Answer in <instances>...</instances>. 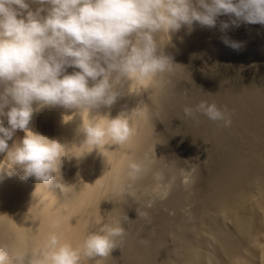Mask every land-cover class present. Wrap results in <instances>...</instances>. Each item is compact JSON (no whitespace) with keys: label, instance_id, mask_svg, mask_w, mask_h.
I'll return each instance as SVG.
<instances>
[{"label":"bare ground","instance_id":"obj_1","mask_svg":"<svg viewBox=\"0 0 264 264\" xmlns=\"http://www.w3.org/2000/svg\"><path fill=\"white\" fill-rule=\"evenodd\" d=\"M26 2L33 12L42 7ZM232 18L222 15L215 28L194 23L191 31L182 26L163 36L171 70L150 81L122 80L111 107L81 112L33 104L29 130L59 141L62 157L52 182L44 184L24 179L22 169L0 153V249L8 253L6 264H29L48 251L52 234L82 249L105 224L124 229L114 238L115 248L105 258L81 253L80 264H264V25L238 22L222 32L221 22L231 24ZM222 36L239 43V50L226 46ZM76 71L68 67L65 74ZM202 101L215 104L231 125L196 112ZM185 107L194 117L185 116ZM121 114L134 129L123 147L107 137L98 148L84 143L83 128L107 127ZM0 121L10 127L5 115ZM25 135L17 129L9 148ZM181 161L198 164L194 186L177 185L169 200L151 209L143 198H133L158 182L156 173L175 178ZM131 162L144 168L134 181Z\"/></svg>","mask_w":264,"mask_h":264},{"label":"clouds","instance_id":"obj_2","mask_svg":"<svg viewBox=\"0 0 264 264\" xmlns=\"http://www.w3.org/2000/svg\"><path fill=\"white\" fill-rule=\"evenodd\" d=\"M42 7L35 12L26 0H0V153H7L11 167H19L23 178L35 177L49 184L57 170L62 144L29 130V123L40 106L60 105L90 111L101 105L111 107L118 96L115 86L122 80L144 82L171 70L172 59L161 45L163 36L194 23L215 28L222 15L234 17L231 24L221 22L225 32L238 22L264 25V0H31ZM49 5L50 7H43ZM47 15H41L42 12ZM222 42L234 50L240 44L226 36ZM68 67L77 68L65 74ZM62 77V78H61ZM89 80L93 86L89 87ZM10 110L6 113V106ZM196 112L212 121L231 125V119L215 104L202 101ZM135 112V111H134ZM185 116L194 117L192 108L185 107ZM19 129L26 133L21 143L9 148L8 141ZM84 143L98 146L109 138L123 147L134 129L128 116L109 120L107 127L98 123L83 128ZM129 178L136 180L144 171L141 164L128 165ZM2 172V171H0ZM8 176L12 172L7 173ZM0 175V179H2ZM159 182L164 179L156 173ZM99 181V180H98ZM97 181V182H98ZM184 183L188 180L185 178ZM58 187H61L58 185ZM158 187H160L158 183ZM161 199L170 193L171 184L163 186ZM151 207V203L148 205ZM141 213L138 211V216ZM146 215V214H145ZM122 227L105 224L90 234L82 249L61 244L52 234L48 251L29 260V264H80L81 253L88 259L107 257L115 248V237L122 236ZM8 253L0 249V264H6ZM99 261H97L98 264Z\"/></svg>","mask_w":264,"mask_h":264},{"label":"rangeland","instance_id":"obj_3","mask_svg":"<svg viewBox=\"0 0 264 264\" xmlns=\"http://www.w3.org/2000/svg\"><path fill=\"white\" fill-rule=\"evenodd\" d=\"M170 161H171L170 159H165V161L163 163L164 166L165 167H167V166L170 167L172 165L171 164L172 161L171 162ZM175 171H176V173H175L176 176L174 175L175 178L173 177L172 180H170L171 178L163 179L162 181L157 182L152 188H149L148 191L146 189L145 190L146 193L145 192L144 193L142 192L143 194L141 193V196L134 195L133 198L136 199V200H141L143 198V200L147 201V202L144 201V206L146 208H148V209L149 208L151 209V207L153 208L155 205L162 204V203H164V201H167V200L170 199V197H172V195L174 194L173 191H176V188H178L179 186H182L183 188H186V189H189L192 186H194L193 184L196 183L195 180L197 178L195 176H197V173L199 171V166H198V164H196L194 162H191V163L190 162L189 163L187 162L186 163V161H181V162H178L177 163V168H176ZM185 178H187V180H188V183L187 184L184 183ZM158 183H159L160 187H158ZM168 184H171L170 193H169V195L167 196L166 199H161V195H162L163 191L166 190L163 186L164 185H168ZM149 203H151V207L148 206ZM189 209L190 208L186 207L185 212L186 213L187 212L190 213V210ZM189 213H187V214H189ZM171 215H173L172 212H171ZM164 236H163V238H164ZM166 238H169L168 235H166L164 239H166Z\"/></svg>","mask_w":264,"mask_h":264}]
</instances>
